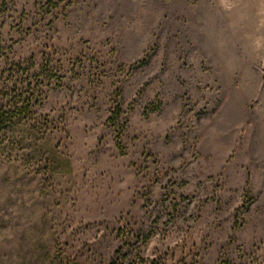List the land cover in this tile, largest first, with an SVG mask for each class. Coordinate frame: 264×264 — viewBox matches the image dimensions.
Returning <instances> with one entry per match:
<instances>
[{"label":"rangeland","instance_id":"374dc122","mask_svg":"<svg viewBox=\"0 0 264 264\" xmlns=\"http://www.w3.org/2000/svg\"><path fill=\"white\" fill-rule=\"evenodd\" d=\"M0 107V264H264V0H0Z\"/></svg>","mask_w":264,"mask_h":264},{"label":"trees","instance_id":"16d2710c","mask_svg":"<svg viewBox=\"0 0 264 264\" xmlns=\"http://www.w3.org/2000/svg\"><path fill=\"white\" fill-rule=\"evenodd\" d=\"M12 107H14V105ZM2 110H3V108L0 107V126H1V121H4V119L6 118V116H8V113H9V111L3 112ZM1 130L2 129L0 128V131Z\"/></svg>","mask_w":264,"mask_h":264}]
</instances>
